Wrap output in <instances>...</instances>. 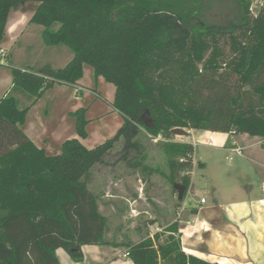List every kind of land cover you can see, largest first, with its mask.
<instances>
[{
  "label": "trees",
  "instance_id": "obj_1",
  "mask_svg": "<svg viewBox=\"0 0 264 264\" xmlns=\"http://www.w3.org/2000/svg\"><path fill=\"white\" fill-rule=\"evenodd\" d=\"M28 1L0 0V49L11 11ZM36 1L29 23L42 26L49 58L21 64L11 50L13 84L0 99V264H61L60 248L79 262L84 245L118 246L89 184L121 138L122 157L135 153L128 164L151 175L159 171L145 164L137 137L142 128L163 136L169 172L161 174L175 193L186 186L184 199L194 145L173 141V128L264 137V7L255 15L252 0H236L237 21L221 26L205 20L208 0ZM62 46L71 53L52 49ZM57 54L70 59L59 66ZM85 65L115 85L123 124L95 147L70 138L49 155L23 131L27 113L56 83L78 84ZM71 115L87 138V108ZM123 245L134 264H220L186 254L178 219Z\"/></svg>",
  "mask_w": 264,
  "mask_h": 264
},
{
  "label": "crops",
  "instance_id": "obj_2",
  "mask_svg": "<svg viewBox=\"0 0 264 264\" xmlns=\"http://www.w3.org/2000/svg\"><path fill=\"white\" fill-rule=\"evenodd\" d=\"M34 12L28 15L17 13L15 17H12L13 10L10 13L0 49V99L13 84V65L7 60L8 54L24 30L23 18L28 16L26 23L30 24ZM53 59L58 61L60 57L57 54ZM66 59L69 60L70 56ZM115 94L114 84L107 82L103 76L95 78L94 69L85 65L78 84L56 83L45 91L29 109L22 129L49 155L60 153L64 141L70 138H79L85 146L95 147V143L114 132L116 134L123 124L122 115L112 104ZM81 107L87 108V138L79 137L76 121L71 115ZM186 130L187 135H180L182 137L177 142H191L194 145V167L189 173L190 186L185 198L179 199L178 196L181 202L176 208H181L180 212L174 210V204H169L167 211L171 218H167V224L179 220L182 248L188 255L220 264H264V137L247 133ZM92 133L95 134L94 138ZM199 146H207L221 153L214 160L211 174L205 171L209 155L200 154ZM236 148H240V153ZM222 152L231 163L223 164ZM199 169L200 172L204 171L200 175ZM206 191L211 192V200L205 194L200 200L192 199L196 193ZM143 196L151 202L157 199L140 192L136 193L133 201L125 196L121 198L128 205L129 201L134 203ZM124 203L121 201L120 205ZM131 209L134 211L133 205ZM158 230L160 226H157ZM125 251L127 248L123 244H92L83 246L84 259L79 262L61 248L57 250V255L61 264H134L129 256L124 255Z\"/></svg>",
  "mask_w": 264,
  "mask_h": 264
},
{
  "label": "rangeland",
  "instance_id": "obj_3",
  "mask_svg": "<svg viewBox=\"0 0 264 264\" xmlns=\"http://www.w3.org/2000/svg\"><path fill=\"white\" fill-rule=\"evenodd\" d=\"M252 1V11L256 15L259 10L264 7V0ZM37 5L38 2L36 0H29L18 8L13 9L12 17H15L17 13L20 14L21 12L28 15L35 10ZM204 10L205 20L211 24L224 26L232 24L238 19V6L236 0H208ZM23 21L25 27L15 47L12 49L13 53L21 58V64L26 61L29 62L31 59L34 61H43L49 58L48 53L46 54L43 51L45 44L39 33L42 26L26 23L28 21V16H25ZM52 49H64L68 53H71L70 50L64 46L57 48L53 47ZM63 56H66L64 52ZM65 60L67 61L66 58H64V61L60 59L56 61V64L61 66ZM220 133L231 134L230 132ZM114 134L115 132L95 143L94 146L103 143ZM94 136L95 134L92 133V138H94ZM181 137L180 135L173 134L172 140L177 141L181 139ZM137 139L144 147L146 155L145 164L154 171L158 170L159 172H154L150 175L144 173L141 169L131 167L128 164V160L135 153L130 152L127 158L122 157L125 140L121 138L115 144L114 148L105 156L104 162L94 166L89 184L91 190L99 196L101 212L108 218L106 237L110 241L117 243L121 242L119 244L138 242L151 232L157 231V226H160L159 232L163 231L164 228L171 224H167L166 222L169 220L167 219L169 216L171 218V215H169L170 212L168 214L167 211L171 204H174V210H177L178 213L181 210V208H176L178 203L181 202V200L178 199V193L173 191L171 183L161 174V172H169L168 157L163 145L166 139L163 136L154 138L143 128ZM198 149L200 154L209 155V157H207L208 168L205 171L211 174L213 163L215 162L214 160H216L218 156H221V153L207 146H199ZM217 154L219 155L217 156ZM222 155L224 158L223 164L232 162L230 159L225 158V153L222 152ZM249 163L253 166L250 161ZM201 172L199 169V175ZM139 183L143 185L139 186ZM139 187H141V190ZM198 189L200 188L198 187ZM137 192H140L142 195H146L147 193L149 196H154L157 199H155V202H151L152 200H148L143 196L142 199H138L136 202L131 203L130 201H133ZM196 194V196H192V199L200 200L202 195L205 194V197L211 200V192L209 191ZM121 196H125L130 200L128 205L127 201L122 199ZM121 201L126 204L120 205ZM132 205L134 206V211L131 209ZM166 224L167 226H164Z\"/></svg>",
  "mask_w": 264,
  "mask_h": 264
},
{
  "label": "water",
  "instance_id": "obj_4",
  "mask_svg": "<svg viewBox=\"0 0 264 264\" xmlns=\"http://www.w3.org/2000/svg\"><path fill=\"white\" fill-rule=\"evenodd\" d=\"M172 133L175 135H187L188 131L184 128L176 127L172 129ZM175 187L178 189L179 199H183L185 191H186V186L183 184L177 183L175 184Z\"/></svg>",
  "mask_w": 264,
  "mask_h": 264
},
{
  "label": "built area",
  "instance_id": "obj_5",
  "mask_svg": "<svg viewBox=\"0 0 264 264\" xmlns=\"http://www.w3.org/2000/svg\"><path fill=\"white\" fill-rule=\"evenodd\" d=\"M235 150H236L237 152H239V153H240V148H236ZM202 201L204 202V201H205V199H202ZM124 255H125V256H129V252H128V250H127V251H125Z\"/></svg>",
  "mask_w": 264,
  "mask_h": 264
}]
</instances>
